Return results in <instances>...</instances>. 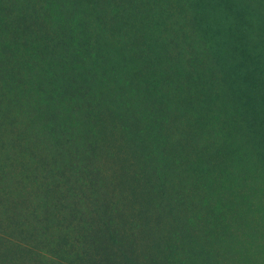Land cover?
<instances>
[{
	"label": "trees",
	"instance_id": "1",
	"mask_svg": "<svg viewBox=\"0 0 264 264\" xmlns=\"http://www.w3.org/2000/svg\"><path fill=\"white\" fill-rule=\"evenodd\" d=\"M84 1L0 0V264H264V0Z\"/></svg>",
	"mask_w": 264,
	"mask_h": 264
},
{
	"label": "rangeland",
	"instance_id": "2",
	"mask_svg": "<svg viewBox=\"0 0 264 264\" xmlns=\"http://www.w3.org/2000/svg\"><path fill=\"white\" fill-rule=\"evenodd\" d=\"M14 0H2V3L4 5V9L6 10L5 14L8 16V18H12L15 22V26L17 29L18 28V23L16 24V19L14 16V10H10L11 6L16 8V5L13 2ZM111 0H101V4L102 7H105V11L106 13H108L109 8L107 6H113L115 1H111ZM17 3V0H16ZM138 3L140 4V8L141 9L144 5L147 7L148 9V13L147 15L141 17H136L133 18L129 23H125L124 19L122 21H118L121 22L116 26L121 27V31L124 35V38H127V32H132L137 34L135 36V39L138 41L137 45L141 44L142 41L144 40V36L148 35L150 33H155V34H165V33H170L171 36L173 37L174 40L180 42V40L182 39L183 35H184V29H185V25L183 24V17L179 16V13L177 11V5H175L177 3V0H138ZM84 4L86 6L87 10V14H89V18L91 20V24L92 26L94 21L91 18V2L86 3V0L84 1ZM93 6V5H92ZM144 8V7H143ZM154 9V10H153ZM159 15V19L160 20H153L156 15ZM157 15V16H158ZM132 22V23H131ZM142 22V23H141ZM150 27H152V29L150 30ZM15 29L16 31L15 36L19 37L18 40V46L21 49V51L25 52L24 54L26 56H30L29 53H27L26 49H25V45L22 43L24 39H22L23 35L26 33L28 36L31 35L32 36V32L31 31H23V30H19L20 32H18V30ZM105 34L107 35V38L109 39L110 43L114 46V50L115 52L118 51V54L120 56V58H122V55H125V53L122 52L121 50V44L125 43L124 41H122V38L118 35L117 32H115V34H113L112 32H110L108 30V28L105 29ZM130 34V33H129ZM22 37H21V36ZM100 39H102V37H100ZM128 42V41H127ZM133 42V40H132ZM173 47L174 44H173ZM117 48V51H116ZM133 57V56H132ZM35 59L31 60L34 61ZM133 73L136 72V66L133 65L132 67ZM246 231V230H245ZM254 256L256 258V252L254 253ZM257 260V258H256ZM252 261L253 263L256 264V262L253 260V257L249 258V262ZM257 263L259 264L260 261H257Z\"/></svg>",
	"mask_w": 264,
	"mask_h": 264
}]
</instances>
